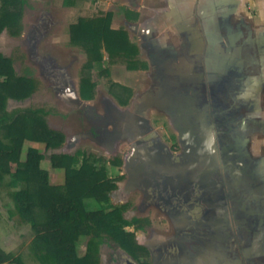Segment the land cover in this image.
Segmentation results:
<instances>
[{
    "label": "crops",
    "instance_id": "crops-1",
    "mask_svg": "<svg viewBox=\"0 0 264 264\" xmlns=\"http://www.w3.org/2000/svg\"><path fill=\"white\" fill-rule=\"evenodd\" d=\"M118 13L146 64L107 71L131 91L128 104L108 88L84 102L70 89L78 103L59 92L79 116L93 113L83 130L75 120L65 127L61 152L76 156V168L86 154L103 158L116 181L107 202L84 199L85 210L121 208L123 230L150 251L151 264H264V0H126ZM98 99L105 114L84 111ZM48 182L63 185L64 172ZM4 214L0 207V256L9 259L1 264H39L27 248L31 225L7 218L6 227ZM88 240L75 242L78 257Z\"/></svg>",
    "mask_w": 264,
    "mask_h": 264
},
{
    "label": "trees",
    "instance_id": "trees-1",
    "mask_svg": "<svg viewBox=\"0 0 264 264\" xmlns=\"http://www.w3.org/2000/svg\"><path fill=\"white\" fill-rule=\"evenodd\" d=\"M25 2L0 0V34L4 30L13 36L19 33ZM124 15L128 20L136 19L133 11L124 10ZM111 18L110 12L91 19L81 18L69 29L70 42L81 48L86 57L78 86L82 100L94 97L96 83L91 79V71L102 61V50L110 64L119 61L131 71L146 69L127 30L111 28ZM101 73L106 74L107 70ZM35 88V79L17 75L11 59L0 53V174L8 173L11 164L16 165L13 177L22 187L11 197L16 213L31 225L34 233L31 248L38 260L41 264H100V248L106 242H113L136 264H151L150 251L137 243L134 234L123 230L127 222L121 216V208L109 211L84 208V199L105 203L116 188V181L106 176L104 160L85 156L76 168V156L60 152L65 135L48 126L45 110L7 111L8 100L23 101ZM108 93L120 106H126L131 97L129 89L114 82L109 84ZM24 141L44 143L50 152L49 160L37 149L29 148L26 159L21 161ZM56 171L64 172L63 185L49 184V173ZM81 235L89 240L85 255L78 257L75 242ZM8 260L7 256H0V264Z\"/></svg>",
    "mask_w": 264,
    "mask_h": 264
},
{
    "label": "rangeland",
    "instance_id": "rangeland-1",
    "mask_svg": "<svg viewBox=\"0 0 264 264\" xmlns=\"http://www.w3.org/2000/svg\"><path fill=\"white\" fill-rule=\"evenodd\" d=\"M67 1L71 2L72 5L66 6L64 0H26L19 33L13 36L8 30H4L0 34V53L11 59L14 71L17 75L33 78L36 82L34 92L27 99L23 101L8 100L6 103L7 111L16 108H41L47 112L46 119L48 126L62 133L66 126L73 125L72 122H74V120V128L83 130L82 128L85 125H83V123L85 120L90 121L93 114L83 112L80 113L79 116L78 113L80 112V108L73 106L60 94V90L66 88L64 86L65 79V81L69 83L68 89H72L79 97L78 86L80 72L86 61L84 51L70 42L69 29L71 25L76 24L81 18L91 19L103 16L108 12L112 14L110 23L111 28H120L121 22L117 16L121 3L126 0ZM114 64L124 65L119 61L110 64L107 53L105 50H102V61L100 64L94 65L91 71V79L92 81H96L94 97L91 100H93L95 96L100 98L101 95H106L107 88L112 80L109 72L105 74L101 73V71L104 69L108 71L110 66ZM63 94L67 97L65 91ZM81 101L90 100L81 99ZM88 107L91 108V111H95L94 113H96V115L100 113L105 114L104 101L101 99L86 106L84 111H87ZM24 143L20 153L21 161L26 159L24 153L28 151L29 148L42 151V153L39 152L44 156V159L49 160L50 154L45 151L43 146L39 149V147L34 144L25 145ZM85 156H91L97 159L91 154H86ZM105 161L106 160H104V162ZM10 167L8 173L0 174V207L6 212V214H4L6 218L4 219V225L6 227L7 218L14 223L12 227L16 224H29L15 211L14 202L11 197V194L15 192L11 191L13 188L11 187V181L16 183L13 177L16 165L11 164ZM17 183L20 190L22 187L21 183ZM30 234L31 236L33 235L34 239L32 229ZM31 246L32 242L27 248L34 253L37 258L36 260L41 264L36 255L37 253L32 250ZM121 251L101 247L99 252V263L125 264V261L135 263L125 252L122 251V253ZM27 255H29L28 252ZM26 263H34V261L30 258Z\"/></svg>",
    "mask_w": 264,
    "mask_h": 264
},
{
    "label": "water",
    "instance_id": "water-1",
    "mask_svg": "<svg viewBox=\"0 0 264 264\" xmlns=\"http://www.w3.org/2000/svg\"><path fill=\"white\" fill-rule=\"evenodd\" d=\"M64 86L66 87V88H64V89H61L60 90V92L62 93H64V91L67 93V97H68V99L70 100V101H73V102H76V103H78V101L74 98V93L70 90V89H68V83L67 82H65L64 83ZM182 139V138H181ZM231 139V138H230ZM186 140H188V142H187V144H190V145H193V146H195V147H197V143L195 142V141H191V139L190 138H186ZM145 143H147V144H150V146H151V149L148 151V153L150 154V155H152V154H154V150L152 149V148H156V146H155V140H150V141H148V142H145ZM185 147V146H184ZM197 250H199V249H196V251ZM128 264H130V263H128Z\"/></svg>",
    "mask_w": 264,
    "mask_h": 264
},
{
    "label": "flooded vegetation",
    "instance_id": "flooded-vegetation-1",
    "mask_svg": "<svg viewBox=\"0 0 264 264\" xmlns=\"http://www.w3.org/2000/svg\"><path fill=\"white\" fill-rule=\"evenodd\" d=\"M63 85V84H62Z\"/></svg>",
    "mask_w": 264,
    "mask_h": 264
}]
</instances>
